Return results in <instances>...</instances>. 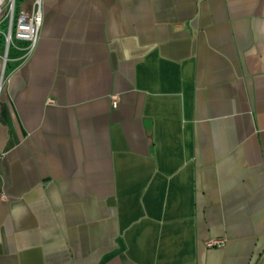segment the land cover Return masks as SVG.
<instances>
[{
  "label": "crops",
  "instance_id": "obj_1",
  "mask_svg": "<svg viewBox=\"0 0 264 264\" xmlns=\"http://www.w3.org/2000/svg\"><path fill=\"white\" fill-rule=\"evenodd\" d=\"M43 12L0 37V264H264V0Z\"/></svg>",
  "mask_w": 264,
  "mask_h": 264
},
{
  "label": "built area",
  "instance_id": "obj_2",
  "mask_svg": "<svg viewBox=\"0 0 264 264\" xmlns=\"http://www.w3.org/2000/svg\"><path fill=\"white\" fill-rule=\"evenodd\" d=\"M18 1L0 0V37L6 49L4 63L8 59V51L12 46L21 51L23 59L33 52L44 20L43 0H32L30 9H19ZM112 98L116 104L118 96L113 95ZM224 243V239L221 238L207 240L209 247L222 246Z\"/></svg>",
  "mask_w": 264,
  "mask_h": 264
}]
</instances>
